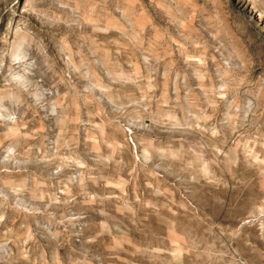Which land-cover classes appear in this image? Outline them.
<instances>
[{"label":"rangeland","instance_id":"374dc122","mask_svg":"<svg viewBox=\"0 0 264 264\" xmlns=\"http://www.w3.org/2000/svg\"><path fill=\"white\" fill-rule=\"evenodd\" d=\"M0 264H264V0H0Z\"/></svg>","mask_w":264,"mask_h":264}]
</instances>
